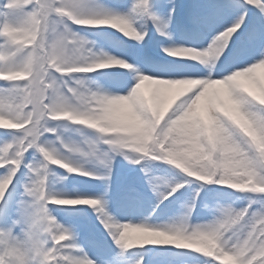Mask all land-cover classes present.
I'll list each match as a JSON object with an SVG mask.
<instances>
[{
  "label": "rangeland",
  "instance_id": "374dc122",
  "mask_svg": "<svg viewBox=\"0 0 264 264\" xmlns=\"http://www.w3.org/2000/svg\"><path fill=\"white\" fill-rule=\"evenodd\" d=\"M254 1L261 13L264 10V0ZM135 4L137 5V0H132L127 6L108 0H1L4 12L0 18V119L5 116L24 126V129L19 133H0V154L9 151V164L12 163V167H8L11 172L7 173L6 178L1 175L8 169L0 171V196L6 192L4 188L9 181L8 175H16L26 154V159H31L35 166L31 168L38 169H35L32 176H17L19 188L23 191H17L20 194L18 203L15 204V224H8L14 228L9 232L6 224L5 231L8 233L4 236V227L1 230L0 224V264H54V246L49 243L40 224L43 217L52 212V206L48 207L50 200L83 202L94 210L97 207L101 209L96 211L94 223L107 229V234L103 236H97L91 222H77L72 217L62 219V230L73 233L77 238H68L62 232L67 259L72 264L149 263L148 253L142 254L138 261H132L123 254L133 242L158 232H181L213 240L229 225L231 207L221 203L196 211L194 215L178 207L165 217L157 218L153 217L154 210L146 205L151 197H145L144 202H141L143 196H139L138 200L134 195L113 204L114 198L120 195V190L125 186V176L133 169V165L115 151L120 150L122 144L130 139L120 136L112 138L98 131L96 126L107 122L108 114L101 113L98 109L104 101L94 109L88 106V95L81 93L80 89L84 81L74 73L76 80L74 83L68 82L74 77L67 74L82 69L81 52L77 50L79 38L88 39L96 35L80 30L74 22L90 24L100 21L99 17L104 13H114L113 17L119 19V30L128 28L136 34V48L144 54L143 43L147 30L135 19ZM164 4L166 14L163 24L166 26L169 16L170 19L173 16L170 8L180 9L182 5L181 0H164ZM43 5L47 10L46 15L42 11ZM205 10L207 15L199 13V22L197 21L204 28V34L195 33L189 37L183 33L178 44L175 43V50L169 51L174 56L194 62L198 60L208 63L207 61L214 60L217 69L227 52L228 42L234 36L232 29L244 24L245 15L241 6L234 5L227 11L218 8L210 13L207 8ZM169 30L174 33L172 27ZM258 38L261 40L254 41V45L264 49L260 45L264 41V35ZM190 39L201 41V45L188 46ZM97 40L95 50L97 47L103 49L104 54L108 55L105 62L112 67H120L130 60L128 48L104 39ZM244 55L248 57V54ZM250 60L249 58L246 62ZM140 65L147 70L145 64ZM238 68L236 72L239 77L228 78L222 83L212 71L199 73L202 80L193 82L194 78L188 76H193L196 71L187 73L183 69L174 71L172 77L157 76L161 81L157 87L153 82L142 85L137 79H107L100 87L98 97L114 98L112 105L116 114L139 115L144 95H150L154 88L157 90L156 93L153 92L155 94L151 93V97L159 99L163 105L175 99L183 102L178 110V118L175 119L178 123L194 121L203 113L214 115L218 108L222 111L227 108V103H231L236 112L242 114V98L238 96L247 88L258 99L264 95V79H260L264 69L255 72L253 63L247 70L242 66ZM148 70L152 71L153 67L150 66ZM248 71L252 73L249 74ZM5 79L9 83L3 82ZM5 84L9 86L5 87ZM156 101L158 100L152 102ZM43 113L47 119L62 120H47L40 134L35 122H38ZM51 123L55 128L49 127ZM32 151L38 156H33ZM0 160L4 158L0 157ZM240 163L247 173L264 181L262 160L255 162L245 157ZM247 164L250 168H247ZM58 165L67 167V170ZM209 167L215 173L211 160ZM164 187L167 194H171L172 187L167 181L157 185V192H161ZM167 194L164 193L163 196ZM139 202L145 203L142 204L143 210H140ZM11 209L7 208L6 214ZM3 213L4 210L2 215ZM211 219L216 224H211ZM250 219L256 232L264 230V208L253 212ZM95 239L105 243L94 244ZM109 239L111 246L106 244ZM223 241L226 242V238ZM150 264H154V261L151 260ZM171 264L185 263L177 261Z\"/></svg>",
  "mask_w": 264,
  "mask_h": 264
},
{
  "label": "trees",
  "instance_id": "16d2710c",
  "mask_svg": "<svg viewBox=\"0 0 264 264\" xmlns=\"http://www.w3.org/2000/svg\"><path fill=\"white\" fill-rule=\"evenodd\" d=\"M251 112L253 117L255 115H258L257 118L259 119L264 117V110L260 107L252 106ZM204 121L208 122L207 120ZM130 124L133 130H136L137 138L140 139L143 145L152 144L154 145V149H156L155 146L157 144L159 147L162 146V142L154 136L155 129L152 128V120L147 112L142 115L139 121L133 118ZM201 126L203 129L200 132L195 128V125H190L186 129L187 133L184 137L187 139L186 147L183 149L182 146H172V148H170L171 154L169 155L170 158L167 160V164L170 167L179 164L183 169L192 173L197 170L200 174V176H198L205 178V176L209 174L206 161L210 159L212 150L217 151L218 147L212 128L211 132L207 133L204 129V124ZM217 127L224 143L225 152L228 150L230 152H236L237 154L254 155V147L257 148L258 146L252 137V133L248 128H245V125L232 123L225 117L218 122ZM209 140H213L212 143H210ZM198 160H201L200 162L203 165L200 164L201 169L198 167ZM226 160L228 161L227 155L224 157V161L227 164ZM219 184L224 189L221 190V192H227L239 198L242 209H245L246 206L253 203L258 196L259 199H262V195L253 188L249 178L245 175H240L236 167L231 166L225 170L219 179ZM253 189L256 191V196L251 193ZM249 200H251V202H249ZM243 201H246V203L244 204ZM155 244V248H184L199 252L201 259L207 264H264V238H261L258 243L253 244V248L249 252L242 250V245L238 246L237 242H233L228 249H220L216 245L205 243L196 244L192 241L183 239H178V241L157 239Z\"/></svg>",
  "mask_w": 264,
  "mask_h": 264
}]
</instances>
